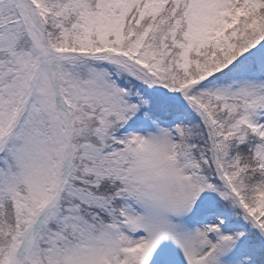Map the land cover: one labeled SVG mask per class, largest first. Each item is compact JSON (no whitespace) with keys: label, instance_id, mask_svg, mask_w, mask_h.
Masks as SVG:
<instances>
[{"label":"snow or ice","instance_id":"1","mask_svg":"<svg viewBox=\"0 0 264 264\" xmlns=\"http://www.w3.org/2000/svg\"><path fill=\"white\" fill-rule=\"evenodd\" d=\"M0 264H264V0H0Z\"/></svg>","mask_w":264,"mask_h":264}]
</instances>
